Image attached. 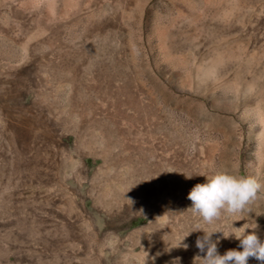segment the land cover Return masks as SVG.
Segmentation results:
<instances>
[{
    "label": "rangeland",
    "instance_id": "374dc122",
    "mask_svg": "<svg viewBox=\"0 0 264 264\" xmlns=\"http://www.w3.org/2000/svg\"><path fill=\"white\" fill-rule=\"evenodd\" d=\"M222 169L260 198L207 225ZM243 224L264 241V0H0V264H193Z\"/></svg>",
    "mask_w": 264,
    "mask_h": 264
},
{
    "label": "clouds",
    "instance_id": "9594fccd",
    "mask_svg": "<svg viewBox=\"0 0 264 264\" xmlns=\"http://www.w3.org/2000/svg\"><path fill=\"white\" fill-rule=\"evenodd\" d=\"M205 177V182L196 184L187 196L191 201V206L187 210L204 224L211 225L222 217L240 216L245 212L250 214L251 206L260 198L262 185L251 176H237L222 169L215 170ZM186 178L190 179L192 176ZM235 228L236 231L228 235L222 233L224 238L234 236L240 242L242 251L229 249L223 255L217 250L219 240L211 239L213 233L221 231L196 230L204 232L203 237H197L195 242L199 252L204 255H196L193 264H248L249 258L264 264V241L260 240L255 231L258 225L249 228L243 224ZM249 229L252 231L249 232ZM182 241L176 247H180ZM183 247L186 250L189 246L183 244ZM179 260L177 257L171 264H179Z\"/></svg>",
    "mask_w": 264,
    "mask_h": 264
}]
</instances>
